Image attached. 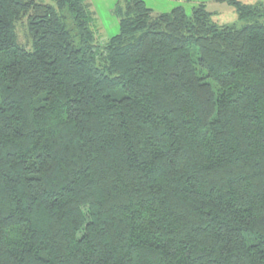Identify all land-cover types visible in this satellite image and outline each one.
<instances>
[{
  "label": "trees",
  "instance_id": "trees-1",
  "mask_svg": "<svg viewBox=\"0 0 264 264\" xmlns=\"http://www.w3.org/2000/svg\"><path fill=\"white\" fill-rule=\"evenodd\" d=\"M213 1L0 0V264H264V3Z\"/></svg>",
  "mask_w": 264,
  "mask_h": 264
},
{
  "label": "crops",
  "instance_id": "crops-1",
  "mask_svg": "<svg viewBox=\"0 0 264 264\" xmlns=\"http://www.w3.org/2000/svg\"><path fill=\"white\" fill-rule=\"evenodd\" d=\"M93 4V8L97 13L96 26L98 32L104 37H111L119 31V20L113 14L114 6L118 0H90ZM148 7H150L155 13L169 12L177 6H184L188 13L192 12L193 7L204 3L207 5L208 10L212 11V5H215L216 1L213 0H144ZM97 2L103 4V10L99 11ZM215 16V15H214Z\"/></svg>",
  "mask_w": 264,
  "mask_h": 264
},
{
  "label": "rangeland",
  "instance_id": "rangeland-1",
  "mask_svg": "<svg viewBox=\"0 0 264 264\" xmlns=\"http://www.w3.org/2000/svg\"><path fill=\"white\" fill-rule=\"evenodd\" d=\"M110 1V0H109ZM246 3H257L262 2L264 3V0H241ZM215 5L211 6V9L215 11L214 13V20L217 21L220 24H235L239 27L243 26L245 23H247L246 20H240L238 17V14L234 7L226 4V3H220L215 2ZM104 5L97 2V7L99 11L103 10L102 7ZM28 25L26 24V21L20 22L17 25V31L19 40L22 44L30 45L29 39H28Z\"/></svg>",
  "mask_w": 264,
  "mask_h": 264
}]
</instances>
